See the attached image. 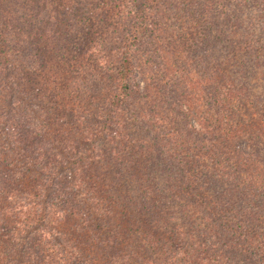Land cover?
<instances>
[{"label":"trees","instance_id":"trees-1","mask_svg":"<svg viewBox=\"0 0 264 264\" xmlns=\"http://www.w3.org/2000/svg\"><path fill=\"white\" fill-rule=\"evenodd\" d=\"M245 3L0 0V264H264Z\"/></svg>","mask_w":264,"mask_h":264},{"label":"rangeland","instance_id":"rangeland-1","mask_svg":"<svg viewBox=\"0 0 264 264\" xmlns=\"http://www.w3.org/2000/svg\"><path fill=\"white\" fill-rule=\"evenodd\" d=\"M244 1L246 2L245 4H247V2L249 4V3L253 2V1L257 2L258 0H253V1L252 0H241V2H244ZM247 8L249 9V11H250L251 14H256L258 12V7L257 6L254 7L252 5L251 6L247 5ZM192 75L195 76V77H197L195 72H193ZM252 79L253 80L249 84H251L253 86V92L256 93V92H258V88H255V87H258V85H255L253 83L256 82V80L258 79V73H255L254 74V77ZM136 99H137L138 102L144 101V99H142L140 97H137Z\"/></svg>","mask_w":264,"mask_h":264}]
</instances>
